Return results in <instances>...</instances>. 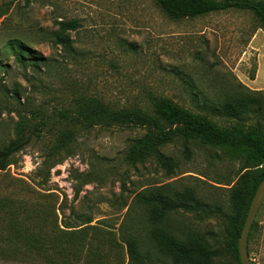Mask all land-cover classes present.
<instances>
[{"label":"rangeland","instance_id":"rangeland-1","mask_svg":"<svg viewBox=\"0 0 264 264\" xmlns=\"http://www.w3.org/2000/svg\"><path fill=\"white\" fill-rule=\"evenodd\" d=\"M0 14V149L27 138L3 172L55 193L62 225L78 226L89 219L90 225L116 235H137L149 256L146 264L172 263L152 246L148 207L137 203L135 195L162 185L168 193L190 188L218 210L196 215L175 210L158 226L177 238L200 235L224 247L228 188L248 154L177 139L160 149L175 163L167 172L151 159L125 160L127 147L144 135V128L82 129L78 124L66 150L49 151L68 128L58 112L75 110L79 96L98 98L116 109L146 110L151 96L167 98L225 127L230 121L202 109V101L242 93L239 85L249 88L256 64L252 84L264 89V32L253 43L257 52L249 47L258 30L254 15L228 9L176 20L154 0H0ZM72 20L77 26L68 31L73 47L68 56L60 45H48L42 32ZM13 37L44 59L36 67L19 65L6 48ZM250 96L263 108L246 121L264 128V94ZM6 183L0 179V186ZM253 225L250 261L264 264V201ZM221 258L211 264H236L227 255Z\"/></svg>","mask_w":264,"mask_h":264},{"label":"trees","instance_id":"trees-1","mask_svg":"<svg viewBox=\"0 0 264 264\" xmlns=\"http://www.w3.org/2000/svg\"><path fill=\"white\" fill-rule=\"evenodd\" d=\"M154 1L167 16L176 20L228 9L249 11L256 18L257 29L264 32V0ZM57 24L56 30L43 31L42 36L48 45H60L70 56L73 47L68 31L74 30L77 23L72 20ZM6 48L21 66L36 67L44 59L31 54L20 38L9 39ZM239 86L242 93L222 100L216 97L213 102L202 101V109L230 121L225 127L213 123L205 114L189 111L167 98L151 96L150 109L146 110L138 107L116 109L95 97H76L75 110L58 112V117L65 121L68 128L60 134V139L49 152L53 155L57 150H66V141L73 133L72 128L78 124L82 129L95 126L144 128V135L127 147L125 160L133 164L151 159L167 172L175 168V163L160 149L177 139L197 140L229 152L248 154L246 165L241 167L234 184L228 188L229 217L223 229L226 239L224 247L209 243L200 235L177 238L158 226L167 213L175 210L194 215L212 214L218 210L198 199L192 189L168 193L167 185H162L135 195L137 203L148 207L147 220L153 226L150 235L152 246L164 259L172 264H211L227 255L240 264L237 240L256 187L264 179V128L246 120L260 115L263 108L261 101L250 95L264 92L250 90L241 84ZM34 130L30 134H35ZM22 141L14 140L0 149V179L9 182L0 186V260L27 264H146L149 261L148 253L142 252L137 235H116L113 231L90 225L89 219L78 226L62 225L58 220L60 205L57 206L55 193L40 191L23 179L3 172L10 163V157L24 144L25 141ZM77 194L78 189L75 196ZM253 226L248 242L252 238ZM248 255L251 260L249 248Z\"/></svg>","mask_w":264,"mask_h":264},{"label":"water","instance_id":"water-1","mask_svg":"<svg viewBox=\"0 0 264 264\" xmlns=\"http://www.w3.org/2000/svg\"><path fill=\"white\" fill-rule=\"evenodd\" d=\"M264 201V179L256 187L237 240V250L240 264H251L248 255V235L256 214Z\"/></svg>","mask_w":264,"mask_h":264},{"label":"crops","instance_id":"crops-1","mask_svg":"<svg viewBox=\"0 0 264 264\" xmlns=\"http://www.w3.org/2000/svg\"><path fill=\"white\" fill-rule=\"evenodd\" d=\"M259 33H263V31L260 30V29H258V30L253 34V36H252V38H251V40H250V42H249V47H250L251 49L255 50L256 52H257L256 48H255V47L253 48L252 46H253L254 41H255L256 38L258 37ZM256 73H257V64H256L255 72H254V77H253V79L248 80V84H247V86L250 88V90H253V91H263V92H264V89H262V88H258V87H255V86H253V84H252V82H254V80H255V78H256Z\"/></svg>","mask_w":264,"mask_h":264}]
</instances>
